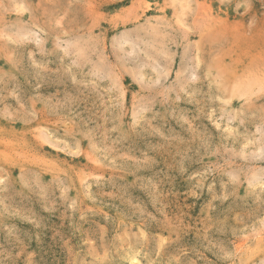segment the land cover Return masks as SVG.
<instances>
[{"label":"rangeland","instance_id":"1","mask_svg":"<svg viewBox=\"0 0 264 264\" xmlns=\"http://www.w3.org/2000/svg\"><path fill=\"white\" fill-rule=\"evenodd\" d=\"M0 264H264V0H0Z\"/></svg>","mask_w":264,"mask_h":264}]
</instances>
